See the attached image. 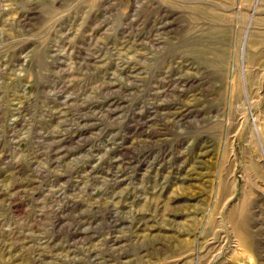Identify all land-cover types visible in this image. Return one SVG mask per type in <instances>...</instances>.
Instances as JSON below:
<instances>
[{
    "label": "rangeland",
    "instance_id": "obj_1",
    "mask_svg": "<svg viewBox=\"0 0 264 264\" xmlns=\"http://www.w3.org/2000/svg\"><path fill=\"white\" fill-rule=\"evenodd\" d=\"M0 264H264V0H0Z\"/></svg>",
    "mask_w": 264,
    "mask_h": 264
}]
</instances>
